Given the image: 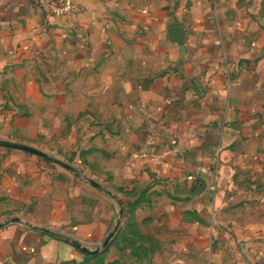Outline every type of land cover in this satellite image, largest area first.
<instances>
[{
  "label": "crops",
  "instance_id": "0c3cea01",
  "mask_svg": "<svg viewBox=\"0 0 264 264\" xmlns=\"http://www.w3.org/2000/svg\"><path fill=\"white\" fill-rule=\"evenodd\" d=\"M56 1L0 0V140L44 121L70 161L108 154L121 194L167 204L160 227L191 263L264 264V0H72L70 19L48 15ZM43 165L0 147L1 194L23 168L12 199L45 202L38 227L0 217V264H83L113 234L116 194Z\"/></svg>",
  "mask_w": 264,
  "mask_h": 264
},
{
  "label": "rangeland",
  "instance_id": "374dc122",
  "mask_svg": "<svg viewBox=\"0 0 264 264\" xmlns=\"http://www.w3.org/2000/svg\"><path fill=\"white\" fill-rule=\"evenodd\" d=\"M44 111V107L39 106L37 116L42 118ZM24 112L22 109L20 113L27 116L28 114ZM36 123L38 129L36 137L31 135L32 131L26 123L22 128L11 129L8 140L3 141L26 145L44 153V155L17 148L0 147L6 148L9 151H20L30 157H34L35 155L38 157H35L37 161L38 159L41 160L40 158H49L64 167L69 166V170L78 179H84L92 187L100 189L102 193H105V196H108L110 193L112 197L113 195L111 193H113L119 199L116 203L115 220L111 224L110 232L113 233L111 238L106 245L104 243L109 234L100 242L91 244L89 249L93 251L98 250V252L93 254L95 256L89 258L85 264H170L172 259H179L181 257L187 259L189 264H193L190 261L198 260L201 256L203 257L199 251L190 255L188 251L175 248L174 241L176 239H173V234L164 232L160 227L161 223L173 224L171 219H162L159 216L161 210L167 204L164 205L162 202L158 203L155 195H152L154 193L149 194L147 191L140 198H137V195L134 193L121 194L110 184L108 154H105L101 158V161H93L95 160V156L97 157L93 148L81 149L83 147L77 145L76 148L81 152L80 160L70 161L67 158V154L64 153V148L61 146L62 138L45 136L44 121L38 120ZM58 128L64 133H70L73 129L77 128V122L70 121L59 125ZM47 148L51 149V152H47L45 150ZM57 159L61 161H57ZM94 162L95 164L97 163V167L93 165ZM43 164L45 167L51 166L46 161ZM98 164H101V166L103 164V167H98ZM4 173L3 176L5 177L6 185L4 192L2 194L0 192V217L3 216L6 223L19 222L24 225H29V223L33 225L36 221L37 225L34 224L35 227L43 225L45 221L43 216L45 214V202L36 201L37 208L35 209L34 204L28 206L27 203L18 202L11 197L13 185L8 183L13 180L17 182L14 185L15 187L20 188L23 193L27 192L26 190L29 186L28 173L23 168L6 169ZM98 181H102V183ZM41 192L38 189L37 194L41 195ZM39 206L41 209L38 208ZM36 213H41V215H36ZM1 219L3 218L1 217Z\"/></svg>",
  "mask_w": 264,
  "mask_h": 264
},
{
  "label": "built area",
  "instance_id": "2783aa9c",
  "mask_svg": "<svg viewBox=\"0 0 264 264\" xmlns=\"http://www.w3.org/2000/svg\"><path fill=\"white\" fill-rule=\"evenodd\" d=\"M78 14V8L72 0H57L48 4V15L54 17L74 18ZM212 190L215 189L213 186Z\"/></svg>",
  "mask_w": 264,
  "mask_h": 264
},
{
  "label": "water",
  "instance_id": "95a60500",
  "mask_svg": "<svg viewBox=\"0 0 264 264\" xmlns=\"http://www.w3.org/2000/svg\"><path fill=\"white\" fill-rule=\"evenodd\" d=\"M181 28H173L172 29V32L173 33H176L177 35L181 32ZM177 39L179 38V36L176 37ZM0 146H5V147H10V148H17V149H21V150H25V151H29V152H32V153H36V154H41V155H44V153L34 149V148H31V147H28L26 145H22V144H17V143H12V142H7V141H0ZM67 168H69V166H66ZM94 185H96L95 183H92ZM112 236V235H111ZM111 236L108 237V239L105 241L104 245H106L109 241V239L111 238ZM83 249V251L85 252H90V253H97L98 250H95V251H90L88 250L87 248L85 247H81Z\"/></svg>",
  "mask_w": 264,
  "mask_h": 264
},
{
  "label": "trees",
  "instance_id": "16d2710c",
  "mask_svg": "<svg viewBox=\"0 0 264 264\" xmlns=\"http://www.w3.org/2000/svg\"><path fill=\"white\" fill-rule=\"evenodd\" d=\"M34 157L38 158V157L35 156V155H34ZM40 159H41V160L38 159V162H40V163H42V164L44 163V161H46V163H49L50 165H58V166H59L60 168H62V169H69V168L62 166L61 164H59V163H57V162H55V161L50 160L49 158H40ZM85 255H86V258H85V261H84L83 264H85V263L88 261L89 258L95 256V255H93V254H91V253H85Z\"/></svg>",
  "mask_w": 264,
  "mask_h": 264
}]
</instances>
